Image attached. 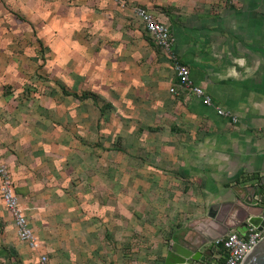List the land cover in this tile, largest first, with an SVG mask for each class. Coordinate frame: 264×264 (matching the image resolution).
Returning <instances> with one entry per match:
<instances>
[{
    "label": "crops",
    "instance_id": "obj_1",
    "mask_svg": "<svg viewBox=\"0 0 264 264\" xmlns=\"http://www.w3.org/2000/svg\"><path fill=\"white\" fill-rule=\"evenodd\" d=\"M123 1L126 8L114 0H0V69L11 77L2 82L0 71V110L13 111L24 75L39 66L38 84L59 87L61 109L83 108L86 136L105 133L94 147L151 150L150 161L132 162L136 171L122 166L119 179H134L135 192L154 190V260L181 246L215 264L219 253L213 247L205 256L209 245L257 212L241 199L264 202V0ZM138 6L168 27L170 54L151 41ZM174 61L226 116L186 91L170 94ZM0 222V264H37L38 253L12 235L3 206Z\"/></svg>",
    "mask_w": 264,
    "mask_h": 264
},
{
    "label": "rangeland",
    "instance_id": "obj_2",
    "mask_svg": "<svg viewBox=\"0 0 264 264\" xmlns=\"http://www.w3.org/2000/svg\"><path fill=\"white\" fill-rule=\"evenodd\" d=\"M144 39H149L145 32ZM38 67L24 75L22 93L16 104L10 102L13 111L0 110V166L50 264H164L166 259L154 260V190L142 186L141 193L135 192L134 179H119L122 166L136 171L132 162L142 157L150 161L151 150L131 154L134 149L114 151L103 142L94 147L95 135L104 139L105 133L96 130L86 136L83 108L75 115L61 109L59 87L51 79L38 84ZM8 69H0L2 82L10 81ZM65 74L62 70L58 76L63 82ZM2 86L4 91L11 88ZM42 105L46 113L38 111ZM117 134L108 133L113 141ZM142 164L148 170L149 162ZM1 181L0 173V189ZM0 206L5 208L1 192ZM11 225L16 236L13 219ZM4 229L0 222V235ZM211 249L204 250L205 256L215 253Z\"/></svg>",
    "mask_w": 264,
    "mask_h": 264
},
{
    "label": "built area",
    "instance_id": "obj_3",
    "mask_svg": "<svg viewBox=\"0 0 264 264\" xmlns=\"http://www.w3.org/2000/svg\"><path fill=\"white\" fill-rule=\"evenodd\" d=\"M114 2L121 8L127 7L123 0H114ZM133 11L139 18L151 41L165 53L170 54L174 39L168 27L155 19L142 7H133ZM173 72L176 85L170 88V94L177 95L180 91H186L196 97L203 105L214 108L218 115L226 116V113L216 106L210 96L207 95L201 87L193 83L188 67L174 61ZM0 173L2 175L0 189L2 201L5 208L11 213L18 240L24 243L29 249L38 253V264H50L48 254L40 247L37 238L28 224L24 211L18 205L11 182L8 180V177L5 176V171L2 166H0ZM263 238L264 230L259 231L252 226H248L244 235L237 230L229 231L213 244V247H215L219 253L218 259H220V261L215 264H241L252 247Z\"/></svg>",
    "mask_w": 264,
    "mask_h": 264
},
{
    "label": "water",
    "instance_id": "obj_4",
    "mask_svg": "<svg viewBox=\"0 0 264 264\" xmlns=\"http://www.w3.org/2000/svg\"><path fill=\"white\" fill-rule=\"evenodd\" d=\"M250 196V199L241 200L249 207H256L257 212H249L245 220L239 225L238 231L243 235L248 226H252L259 231L264 230V202L254 199V194ZM227 233L228 231L224 235ZM213 244V242L210 244V249ZM201 256L202 254L198 251L194 252L186 247L177 246V249L169 251L164 264H195L200 260ZM241 264H264V238L252 247Z\"/></svg>",
    "mask_w": 264,
    "mask_h": 264
}]
</instances>
